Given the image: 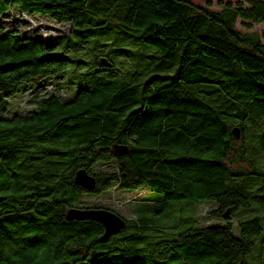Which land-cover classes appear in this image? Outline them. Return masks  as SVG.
<instances>
[{"label":"trees","instance_id":"obj_1","mask_svg":"<svg viewBox=\"0 0 264 264\" xmlns=\"http://www.w3.org/2000/svg\"><path fill=\"white\" fill-rule=\"evenodd\" d=\"M8 10L68 22L80 39L113 34L154 53L128 77L99 61L102 74L70 96L59 84L38 91L78 60L0 23V264H247L259 216L238 219L239 235L230 222L193 225L141 246L153 225L148 206L125 219L119 231L130 232L105 241L100 222L67 218L65 210L98 207L78 204L81 194L116 183L161 192L162 208L214 200L209 212L223 218L240 206L261 214L264 42L234 24L237 17L246 26L264 23V0L227 1L218 10L190 0H0V14ZM15 95L38 102L19 112ZM119 143L125 150H115ZM96 161L111 167L93 172ZM80 166L95 176L93 188L75 183Z\"/></svg>","mask_w":264,"mask_h":264},{"label":"rangeland","instance_id":"obj_2","mask_svg":"<svg viewBox=\"0 0 264 264\" xmlns=\"http://www.w3.org/2000/svg\"><path fill=\"white\" fill-rule=\"evenodd\" d=\"M190 1L195 4H206L211 9L218 10L221 8L223 2L229 1L234 4L238 0ZM0 23L17 29L21 35H30L44 40L47 44L53 45L52 54H58L63 51L71 59L76 58L78 60L77 63L68 61L67 67L58 74L44 78L50 81L38 89V91L43 89L52 90L55 85L59 84L60 94L70 96L80 83H85L86 80L93 78L95 74H102L98 66L100 65L99 60L101 57H106L108 60L107 70L111 68L113 69L112 73L128 77L145 64L143 54L154 53L151 48L146 47L141 42L123 39L113 34L98 39L96 37L85 40L80 39L70 33V23L58 22L45 14H23L19 10L11 13L8 10L0 14ZM234 26L241 32H256L260 40L264 42V23H251L250 26H246L243 20L237 17ZM72 41L78 42L77 47L70 46L66 48ZM101 42L105 43V45L100 47L98 44L102 45ZM105 51H108L107 56L103 54ZM27 91L25 90L23 92ZM35 93L29 92L27 96L33 97ZM22 97V95L17 96V99L21 100ZM21 101V109H18L19 112H25L31 109L38 102L36 99H25ZM110 167V162L96 161L90 166V170L98 172L101 169ZM162 196L161 192L152 191L144 185L134 189H123L114 183L110 187L101 189L98 192L81 194L78 204L111 209L126 219L127 222L131 221V219H136L138 214L143 212L142 207L148 206L149 212H147V215L152 213L153 225L146 230V236L140 242L141 246L145 245L148 240L172 239L178 236L177 234L186 227L193 225L224 224L230 222L232 232L239 235L238 219L259 216L261 230L253 236V245L245 255V258L247 264H264V208L261 204L258 205V209L261 207V214H257L251 208L248 209L240 206L234 211L229 210V217L223 218L209 212L216 205L214 200L182 199L169 204V207L164 205L162 208ZM125 232H130V229L118 231L114 234H123ZM75 264L88 263L85 260H81Z\"/></svg>","mask_w":264,"mask_h":264},{"label":"water","instance_id":"obj_3","mask_svg":"<svg viewBox=\"0 0 264 264\" xmlns=\"http://www.w3.org/2000/svg\"><path fill=\"white\" fill-rule=\"evenodd\" d=\"M99 61L103 65H108V61L104 57H101ZM231 132L235 137H239L240 127L233 125ZM115 150L121 152L125 150V145L120 143L116 144ZM73 179L76 184L87 189L93 188L96 184L95 176L83 166L77 167L73 171ZM227 212L228 209L225 210L224 214ZM65 216L67 218L77 219L90 218L100 222L103 229L98 236L99 241H105L109 236L117 233L125 223V219L121 215L111 209L103 207L69 205L65 210Z\"/></svg>","mask_w":264,"mask_h":264}]
</instances>
